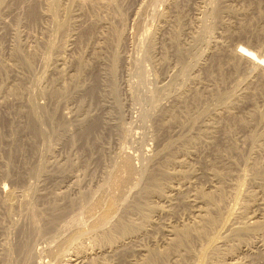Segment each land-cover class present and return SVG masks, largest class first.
I'll use <instances>...</instances> for the list:
<instances>
[{
  "label": "rangeland",
  "instance_id": "obj_1",
  "mask_svg": "<svg viewBox=\"0 0 264 264\" xmlns=\"http://www.w3.org/2000/svg\"><path fill=\"white\" fill-rule=\"evenodd\" d=\"M33 1L36 2L39 8V21L36 26H31L27 23L28 21L25 20L30 0L19 2L20 4L16 3V0H0V187H5L4 185H6L8 188H13L12 190H15L16 194L18 193L17 196H19V199L16 200L15 204L9 205L3 198L4 194L0 193V254L2 255H0V264H5V260H7L6 264H25L26 257L32 251H34V255L30 264H45V262L50 259L47 254L48 248L55 244V241L52 240L55 238L54 236H61L67 232L61 230L63 224H65L69 217L76 214L77 211L84 209L86 205L88 206L89 203L93 202L100 194L103 186L106 185L105 187H108L109 175L111 172L115 171V163L120 159V154L128 153L131 155V161L133 160L132 163L135 165V168L139 173L138 175L136 174L135 178L137 177L139 179V176L141 175V181L139 180L138 187H133V190L131 189L132 191H130L129 194H131V192L132 194L129 195V197H132L137 191V188H142L144 185L143 183H145L144 181H146V170L156 163L154 154H156L161 145L158 136L159 132L157 130V116L162 112L161 107L162 105H170L172 102V96L181 90L182 86L185 87V85H191L194 77L201 80V84L205 87L201 86L202 89L198 90L200 91V97L195 101L197 103H195V108L192 107L193 109H190L191 112L188 110L187 113L179 115V120L186 123V125L189 124L190 117L192 118V116L194 117L199 113L201 114L207 108L210 110L211 107L214 108L216 105L218 106L219 97L225 95L230 96L228 93L231 94L234 91L233 86L235 89L246 75L244 74L243 76V73L240 72L235 73L233 71V66L230 63L223 61L220 63L221 65H214V58L211 59L213 52L211 51L210 46L212 43L216 40L222 41L229 38L227 34L225 35V31L219 24L217 16L215 15V10H217L218 7L221 8L222 5H225L232 9L230 15L232 17L231 19L235 21L237 30L242 31L244 28V31L249 33L253 31L255 33L264 32V0H182L180 2L181 10L177 12L178 14H169L172 16L169 17L170 19L167 22L162 20L161 15L163 12L167 11L168 2L171 0H113L114 4L112 7L101 9L96 8L91 17L82 13L83 11L76 5L75 7L74 5L72 6L70 15H65L67 12H64L62 6L66 0H59V3L62 2V8L57 5L53 10L54 15L52 16V12H49V9H47L49 8L47 0ZM207 12H209L210 15H208L209 13ZM18 16L21 17H19L21 23L18 21L14 22L17 20ZM97 16H100L101 18H98ZM197 16L202 20L200 21ZM53 17L56 18V20L60 19V23L65 21L63 29L66 28L65 30H67L68 33L70 32L69 34L71 35L68 40L70 42L67 44L69 50L66 51L67 53H63L67 61L66 67L64 66L67 75L64 78L65 80L62 78L64 81L61 82L64 84L62 88L63 90H65L67 87L66 85H68V89L66 88L67 94L71 93L69 96L67 95L68 100H60L56 88L52 87V84L47 83L50 80H58L57 70L54 69V66L52 68L50 66L55 64V59L59 55L56 46L64 41L62 33L57 32L52 24ZM240 19L243 20L240 21ZM24 21L27 22L25 23ZM92 21L97 22V24H95L96 31L94 30V34L89 35V33L86 32L90 29ZM205 24L206 28L204 27ZM28 25H30V27ZM201 25L206 29V32H204L206 34H202V36L198 34ZM245 26H247V28H245ZM80 33H85L88 37H83L84 39L82 43L78 45ZM48 34L50 36L52 34V37L54 35L53 39L55 38V40H53V42H55L56 46L51 51L52 53H50V62L48 64L50 67H48V69L50 71L48 72V76L46 75L48 77L47 80L49 79V81L42 82V86L38 83V78L42 76L44 64L38 60V56L40 53H44V48L46 49H44L45 52L48 50ZM261 39L264 42L263 34L261 35ZM14 43H16V45L18 44L21 50L24 51H22L24 57L21 63L17 61L15 55L16 45H13ZM44 45L45 47H43ZM93 46H98V55L93 53ZM72 47L74 48L72 49ZM34 49H36L38 54H35V59H30L28 56V50L32 51ZM177 50L182 52V54H178ZM117 51L119 53H117ZM113 53L118 54L115 61L117 64V73L115 71L116 76H114L110 70L114 61V59H112ZM79 55L85 57L87 65L85 67L86 69L84 68L82 71V75L79 79L80 83H74L69 77L75 72L76 67L74 58ZM52 56L54 60H52ZM118 56H120L121 60ZM181 57L182 60L179 59ZM219 66H221V68ZM96 79L99 80L97 81ZM15 83L16 86H18V83L21 84L18 86L20 87L19 89L18 87L16 88ZM34 83L35 85H33ZM39 86L42 87L39 88ZM255 87L253 86L250 88V92H252L250 95L252 96L247 95L245 96L246 98L242 97L236 100V105L239 108L237 110V115L239 118H243V120L245 117L247 118L244 120L248 122H246L247 126L249 125L246 128H250L252 125L251 128H257V130L250 129L252 132H263L264 111L262 110H264V98L261 96L262 93ZM38 88L43 92H39L40 90ZM14 89L16 90L15 93L13 92ZM113 90H115V92H113ZM203 90H205L207 94ZM33 96L35 98H33ZM91 96L95 98L93 99ZM202 96H205V98ZM228 96L225 97L227 98ZM248 96L250 97L249 101L247 100ZM243 98L246 101H243ZM239 100H241V102H239ZM36 101L39 102L38 104L40 106L44 107L39 108L37 112V114H39L37 117H40L39 119H41V122L43 120V123L41 124L42 126L36 123V119L32 118V110L30 112L31 105L37 103ZM82 101L85 102L83 103ZM253 104H255V106L257 105L256 108L260 112L256 113L254 118H251V112L249 111L253 109ZM81 108H83V110ZM49 117H52L53 121ZM27 122H34V125L36 124L39 127L32 124V128H29L26 125ZM52 122L54 124H52ZM219 122L218 125L221 127V135L218 133V135H216L217 138L215 137L211 144L218 148L221 146L219 149L221 152H224L222 153V156L224 157L223 159L228 158L229 156L228 159H231L232 157V172L235 176L232 175L228 179L225 177V183L227 182L228 184H231L233 181L231 185H236L240 181H237L239 179L237 177L239 176L238 173H242L243 170L246 169V171H248H245V174L247 173L248 176H246V178H248L249 182L245 180V186H243L245 189H243L246 192L251 190L255 191V187H253L250 178L252 175H249L252 174V170L247 161L248 157L251 156L250 144L247 141V133L243 131L238 124L228 123L225 120H220ZM96 125L98 126L96 127L97 129H95V135L92 134L87 138V131L95 128ZM200 125H202V123L200 124V122H198V124L192 126L193 128H189L190 130L188 131H190L191 135L198 134L201 131ZM182 130V128H173V134H171L172 132L170 133V138L174 137V139H176L179 135H184L185 130ZM34 133L35 135H33ZM43 133L45 135H43ZM224 134H227L226 137ZM200 135L202 140H205L202 137V134ZM97 138L99 140H96ZM225 138H228L229 141L225 142L228 140ZM91 140L92 142H90ZM215 141L219 144L218 146ZM86 142H88V144H86ZM213 142H215V144ZM226 143H234L236 151H230L225 148L224 145ZM211 144H209L211 149L207 148L208 146L206 144L205 147H203V142L201 143L202 148L199 146L197 149L194 144L189 145V147L187 145L186 147L189 150L188 157L191 158L190 161L192 166H194L197 174L199 172L198 175L191 177L193 179L191 181L193 184H196V186L199 185V187L205 188L206 190H208V186H210L212 180L206 175L204 162H202V160L199 161V159L200 157L201 159L203 158L202 153L207 150L204 153L207 161L215 162L218 160V158L216 160V157L213 154L214 146ZM187 149L186 151H188ZM238 150H241L239 151V155L237 153ZM192 151L195 154H190ZM180 153L183 154L182 152H179V157H181ZM183 155H185V153ZM40 170L41 172L43 170L44 174H41ZM214 183L215 182L212 184ZM227 187L228 186L226 185V196L229 195V193L231 195V191L234 190L233 188V190H231V187ZM27 188H29V190ZM39 189H42L43 191ZM226 189H229V191ZM23 190H27L26 193L29 192L28 202L30 200L34 204H27L22 200L20 195L24 193ZM36 191L48 192L52 193V195L56 194L58 195V198H51L52 201L49 202L50 205L48 202H43L39 200V198H35L38 196ZM20 192L22 193L20 194ZM34 192L36 194L35 197ZM193 192L194 191L189 192L188 195ZM230 195L225 198L227 201L224 200L223 202L225 205H222V208L225 207V209L223 208L224 210L222 209L223 213L227 212L225 210H228V207L230 208L234 200L233 194ZM93 196H95V198H93ZM81 197L83 200H81ZM75 199L77 200L75 201ZM82 201L84 204L81 203ZM242 201H244L243 198L240 200V203ZM73 202L75 205L72 206L75 208L69 206L73 204ZM54 203L56 206L59 204V207L66 206L67 212L65 211L64 215L57 221L55 229L52 232L53 235L50 233L45 235L47 237H43L44 235L40 234L39 231H33L35 229L31 224L30 215L27 216L28 214H26V212L29 210L28 207L31 206L30 204L35 207L38 205L36 209H39L38 211H40L41 215L42 213L45 215L44 218L43 215L38 217L36 221L37 225L41 227L45 224V219L49 216L48 214H50L49 206L55 205ZM6 209L10 211H7ZM19 209L22 210V212ZM175 212L176 214L171 218L173 223L187 221L191 215L189 207L182 204L176 205ZM82 218H84V220L89 219L85 215ZM166 219L168 218H165V222ZM41 220H44V222ZM158 220H160L159 217ZM161 220L164 221L163 218H161ZM154 234L158 236L159 239L160 237L164 238V235L162 236L159 233ZM147 239L148 238H146V240ZM197 239H193L194 241L196 240L195 243H192L193 240L191 241V246L190 244L187 245L189 251L192 249L194 252L199 253L198 251L202 248V244H206V239H204V242L203 240L201 241V238ZM146 240H144L145 242L143 241L144 245H147L146 242L150 243V239ZM159 242H162V240ZM250 243H252V240H250ZM231 244L234 243L231 242ZM237 244L238 243H235L233 246L236 245L238 250L241 249L240 247L243 246H241L242 243H239L240 246ZM27 246H29V248ZM190 247L192 248L190 249ZM24 248L26 252H24ZM242 248H244V246ZM185 252L188 253L187 251ZM185 252L186 262L183 264H186L187 261H191V263L188 262V264H193L194 260L196 262V257H190ZM241 257H244L248 263L254 261L253 264H264V255L253 258H245L246 256L243 255H241ZM255 258L258 259L255 260Z\"/></svg>",
  "mask_w": 264,
  "mask_h": 264
},
{
  "label": "bare ground",
  "instance_id": "obj_2",
  "mask_svg": "<svg viewBox=\"0 0 264 264\" xmlns=\"http://www.w3.org/2000/svg\"><path fill=\"white\" fill-rule=\"evenodd\" d=\"M181 1L182 0H171L170 2H168L169 4H168L167 11L163 12V14L161 15L162 20L164 22H167L170 19L169 17L172 16L169 14L173 13V15H174L179 10H181V8H180V2ZM19 2H24V0H16V3H19ZM61 3H59V0H47V5L49 7L47 9H49V12H52L51 16L54 15L53 10L55 9V7L57 5L60 8L63 7L64 12L65 11L67 12V14H65L67 16H68V14L69 15L71 14L70 12L72 10V6L74 5V7H75V5H76L77 7H79L80 10L83 11V12L81 11L82 13L87 14V16L91 17V16H93V13H94L96 8L97 9L98 8L99 9L110 8L114 4L113 0H66L64 2V5L62 4L63 6L61 7ZM3 5H4V3H3ZM218 8H217V10H215L216 11L215 15L217 16V20H218L219 24L221 25V27H223V30L225 31V35L227 34L229 38L222 40V41L216 40V41H214V43H212V45L210 46L211 51L213 52V53L211 52L212 53L211 59L214 58V65H219L223 61H225L226 63L232 64L233 71L235 73H237V72L243 73V76L245 74L246 75V76H244L245 78H243V80L241 82H239L238 86L235 87V89L233 86L234 91L233 92L230 91V92H232L231 94L228 93L230 96L225 95V96H228L227 98L225 96L219 97L220 99H218V101H219L218 106L216 105L214 108L211 107L210 110L207 108L206 110H204V112L201 111L202 112L201 114L199 113L198 115H196L194 117L192 116V118L190 117L188 125H186V123H184L183 121L179 120V115L187 113L188 110L190 111V109L192 110L193 109L192 107L195 108V106L197 104L195 101L198 100L200 97V91H198V90L202 89L201 86H204V85L201 84V80H198L194 77L195 80L193 78V82L191 85H187V86L185 85V87L182 86V89L179 90L176 94L172 93V94H174V96H172L171 104L167 105V106L162 105V107H161L162 112L159 116H157V124H158L157 130L159 132L158 136L160 138L161 145H160V148L158 149V151L156 152V154H154V159L156 160V163L153 164L150 168H148V169L146 168L147 170L146 169L145 170L147 172L143 171V172H146V174L142 172L146 176L145 177L146 181H144L145 183H143L144 184L143 187L142 188L140 187L141 189L137 188V191L132 195V197L131 198L129 197V195L132 194V192H131V194H129V192L133 190L132 188L138 187L139 182L141 181L140 180L141 175L139 176V179L137 177L135 178L136 174L138 175L139 173H138L137 169L135 168V165H133V163H132L133 160L131 161V155H129L128 153H126V154L122 153L124 155L120 154L121 155V157L119 156L120 159L115 163L116 164L115 171L111 172V174L109 175L110 177H109L108 187H105L106 185L103 186L101 188L100 194L97 196V198L93 202L89 203L88 206L86 205V207L84 206L85 207V208L83 207L84 209L77 211L76 214L69 217L68 220L65 222V224H63L61 230H64L65 232L66 231L67 232H66V234L64 233L61 236H58V235L54 236L55 238H53L52 240L55 241L54 242L55 244H53V245L51 244L52 245L51 247L48 245L49 248H48L47 254L50 257V259L47 262H45V264H183L184 262H186L185 261V254H184L185 251L188 252V253L185 252L188 256L196 257V262L194 260L193 264H250L251 262L248 263V261L245 260L244 257L242 258L241 255L246 256L245 258H247V257L253 258V257H258L260 255H264V196H263L264 195V165H263V161H264V159H263V157H264V130H263V132H260V131L252 132L250 129H254V128H251L253 126L251 123L250 124L252 126L250 128H246L249 126V125L247 126V124H246L247 121H244L246 117L244 118V120H243V118L241 119L238 117V115H237L238 111L237 110L239 108L236 105V100H238L242 97H245L247 95L252 96V95H250L252 93V92H250V90H251L250 88H252L253 86L254 87L256 86L255 88L258 89L259 92L262 93L261 96L264 98V42L261 39V35L262 34L264 35V32H262V33L256 32L255 33L253 31L254 33L253 32L249 33L247 31H244V28L242 29V31L237 30L236 26H235V21L231 19L232 17L230 15V12H232V9L228 8L225 5H222L221 8H219V9ZM38 9L39 8H38V5L36 4V2H34L33 0H30V4L28 5V9L26 12L27 15L25 17L26 18L25 20H27L28 22L27 21L26 22L29 23L31 26H33V25L36 26V24L39 21V15H38L39 10ZM117 9H119V8H117ZM40 11H41V9H40ZM209 12H207V13H209ZM208 15H210V13ZM19 17L20 16H18L17 20H15L14 22L18 21L19 23H21V19H20L21 17L20 18ZM59 17H61V16H59ZM61 18H63V17H61ZM197 18H198V16H197ZM63 20H65V19H63ZM241 20H243V19H240V21ZM59 21H61V20L60 19L56 20V18L53 17L52 24H53L54 28L57 30V32L62 33V35L64 36V41L60 45L56 46L55 42H53V40H55V38L53 39L54 35L52 37V34H51V36L48 34L49 35V36H47V38L49 37L47 39V41H48L47 44H49L48 50H47V52H45L44 51L45 48H44L43 49L44 53H40V55L38 56V60H40L42 62V64H44V70H43L42 76L41 77L38 76L39 77L38 83L43 86L42 82L49 81V79L47 80V78H48L47 76H48V72L50 71L48 69V67H49L48 64L50 62V53H52L51 51L56 46L57 50L59 51V55L56 54V55H58V57L55 59L56 60L55 64H53L50 67L52 68L54 66V69L57 70L58 80H55V81L50 80L47 83L52 84L53 86L52 85L51 86L56 88V92L60 96L59 97L60 100H64V99L68 100L67 95L69 96V94H71L69 92H68L69 94H67L68 85H66L67 87L65 86L67 89L65 88V90H63L62 88H63L64 84H62L61 82L65 80L64 78L67 75L66 74L67 71H66V69H64V66L66 67L67 61H66V58L64 57L63 53H67L66 51L69 50V47H67L68 46L67 44H68V42H70L68 40L70 39L71 35L69 34L70 32L68 33V31L65 30L66 28L63 29L65 21L63 23L62 22L60 23ZM67 21H68V18H67ZM15 24H17V23H15ZM95 24H97V22L92 21L90 29L88 30L89 32L87 31L86 33H89V35L94 34ZM200 24H201V22H200ZM203 24H204V22H203ZM30 25H28V26L30 27ZM67 25H68V23H67ZM205 26H206V24L204 25V27ZM70 27H72V26H70ZM245 28H247V26H245ZM114 29H116V28H114ZM207 29H209V28H207ZM119 32H121V31H119ZM119 32H117V33H119ZM204 32H206V29H204L203 26L201 25L200 26V32L198 34H200L202 36V34H206ZM57 34H60V33H57ZM86 36L87 35L85 33L79 34L78 45H80L82 43V41L84 39L83 37H86ZM177 36H178V34H177ZM209 36H211V35H209ZM175 39H176V37H175ZM119 40H121V39H119ZM119 40H117V41H119ZM13 45H16V43H14ZM15 47H16L15 48V55L17 57V61L19 63H21V61L24 57L22 54L23 50H21V48L18 44ZM43 47H45V45ZM73 48L74 47H72V49ZM81 48H83V47H81ZM97 48H98V46L97 47L93 46L92 49H93L94 54L99 53L98 52L99 48L98 49ZM118 48H120V47H118ZM118 51H119V49H118ZM118 51H117V53H119ZM117 53L116 54L113 53L112 59H114V61H113L112 67L110 68L111 73H113L114 76H116L115 71L117 70L116 69L117 64L115 63L117 55H118ZM177 53L182 54V52H179L178 50H177ZM35 54L36 55L38 54L36 49H34L32 51L28 50V56L30 59L34 58V56H36ZM110 54H111V51H110ZM53 56H52V60H54ZM97 58H98V56H97ZM118 58L120 59V56H118ZM179 59L182 60V57ZM74 63H75L76 69H75L74 74H71L69 78H71L72 82L77 83V82H79V79L82 75V71L86 67L87 64H86V59L83 55L76 56L74 58ZM203 66H205V65H203ZM219 67L221 68V66H219ZM2 68H3V66H2ZM107 72H109V71H107ZM191 72H193V71H191ZM116 73H117V71H116ZM223 76H221V77H223ZM62 78L64 80H62ZM112 80H115V79H112ZM216 80H217V78H216ZM216 80H214V81H216ZM114 82H116V81H114ZM19 84L20 83H18L17 85L19 86ZM33 85H35V83ZM115 85H117V84H115ZM15 86H16V83H15ZM18 86H16V88ZM42 86H39V88ZM19 88L20 87H18V89ZM83 88H85V87H83ZM115 88H117V87H115ZM255 88H253V89H255ZM15 89H14V91L12 90L14 93L16 91ZM213 90H214V88H213ZM203 91L206 92L205 90H203ZM39 92H43V91L40 90ZM113 92H115V90H113ZM211 92H212V90H211ZM201 94H202V92H201ZM206 94H207V92H206ZM249 96L247 97L248 101L250 98ZM202 97L205 98V96H202ZM33 98H35V97L33 96ZM81 100H82V98H81ZM244 100L245 99L243 98V101ZM85 101H86V99H85ZM239 102H241V100H239ZM252 102H253V100H252ZM38 103L39 102L31 105L30 112L32 110V112H31L32 116H33L32 118L36 119V121H37L36 123H38L40 126H42L41 124L43 123V120L41 122V119H39L40 117L39 118L37 117V115H39V114H37V112H38V109L43 107V106H40ZM117 103H118V100H117ZM256 104H257V102H256ZM252 106H253V109H251V111H249V112H251L250 113L251 115L250 114L249 115L251 118H254V115H256V113H258L260 111H258V109L256 108L257 105L255 106V104H253ZM29 108H30V106H29ZM81 109L83 110V108H81ZM159 110H160V108H159ZM262 111H264V110H262ZM84 112L87 113L86 111H84ZM193 113H194V110H193ZM241 117H242V115H241ZM50 119H52V121H53L52 117ZM62 119H64V118H62ZM88 120H89V118H88ZM220 120L221 121L225 120L228 123L238 124V126H241L240 128H242V130L247 133V137H248L247 141L250 144V150H251V152H250L251 156H249V157L247 156L248 157L247 161L249 163L250 169L252 170V172H251L252 174H249V173L248 174L252 175V177H250V178H251V182L253 184V187H255V191H252V190L247 191V192L244 191L245 188L243 186H245L244 185L245 180L248 181V178H246V176H248V175H247V173L245 174L246 169L243 170L242 173L241 172L238 173L239 176H237V177L239 179L238 180L236 179V180L237 181L240 180V181L236 185H234V184L231 185L233 183L231 178H230L232 181V183L230 182L231 184H228L227 182L225 183V181H226L225 177L228 179L230 176H232L234 174L232 172V165H233V163L231 161L232 157H231V159H228L230 156L228 158L223 159L224 157L222 156V153H224V152H221V150L219 149V148H221V146H219V148H218V147H215V145L211 144L213 139L216 137V135H218V133L220 134V132H221V127H219V125H218L220 123L219 122ZM251 120H253V119H251ZM31 122H32V120H31ZM31 122H29V123L27 122V124H26L27 127L32 128V124L34 125V122L33 123H31ZM81 122H82V120H81ZM198 122H200V124L202 123V125H200L201 131L199 133L202 134V137L205 140H202L201 135L199 133L191 135L190 131H188V130H190L189 128H191L192 126H195L196 124H198ZM52 124H54V123L52 122ZM82 125H83V122H82ZM84 126H86V125H84ZM97 126L98 125H96L95 128H92L91 130L89 129L90 131H87V133H86L87 138H89L90 135L94 134L95 129H97L96 128ZM36 127H39V126L36 125ZM176 127L182 128L183 130H185V134L184 135L182 134L183 136L182 135L181 136L179 135V137L177 136L178 138H176V139H174V137L170 138L171 134H173V132H172L173 128H176ZM255 129L257 130V128H255ZM83 131H84V129H83ZM33 135H35V133ZM43 135H45V134L43 133ZM224 135L226 137L227 134H224ZM225 139H228V138H225ZM92 140H94V139H92ZM92 140L90 142H92ZM96 140H99V139L97 138ZM201 141L204 143L203 147H205V144L208 146L207 148H210L209 144L214 146L213 147V150H214L213 154L215 155L216 160L218 158V160L215 162L207 161L205 159V156H204V153L207 150L204 153H202L203 154L202 159H201V157H200V159L198 158L199 161L202 160V162H204V165L206 167L205 168L206 175L212 180V183L215 182L214 184L210 183V186H208V190H206L205 188L199 187L198 184H197L198 186H196V184H193V182L191 181V180H193L191 177L198 175L199 172L197 174L196 173L197 171L195 170L194 166H192L191 161H190L191 158L188 157L189 150L186 148L187 145L189 147V145H193V144L196 145V148L199 146L201 147V143H202ZM227 141H229V139L226 140L225 142H227ZM215 142H213V143L215 144ZM86 144H88V142H86ZM216 144H217V142H216ZM218 145L219 144H217V146ZM224 146H225V148H227L230 151H236V147L234 146V143H226ZM185 148L188 151H186ZM210 149H208V150H210ZM224 150H226V149H224ZM239 151H241V150L237 151L238 155H239ZM179 152H182L183 154L185 153V155L180 153L181 157H179ZM230 153H232V152H230ZM237 153H234V154H237ZM190 154H195V153H193V151H192V153L190 152ZM238 155H236V156H238ZM151 160H153V159H151ZM155 160H153V161H155ZM40 169H42V168H40ZM45 169H43V170H45ZM43 170H42V172H43ZM236 171H235V173H236ZM40 172H41V170H40ZM42 172H41V174H44V172L43 173ZM33 174H34V172H33ZM38 174H40V173H38ZM40 175H39V177H40ZM35 176H36V173H35ZM43 177H45V176H43ZM226 185L228 187H231L230 188L231 190L234 189L233 191H231L232 192L231 195L233 194L234 200H233L230 208L228 207V210H225L227 212L223 213L222 209L223 208L225 209V207L222 208V205H224L223 202H224V200H226L225 198H227V196L230 195V193H229V195L226 196V191H225ZM4 186L5 187H0V193L4 194L3 195L4 200L9 205L15 204L16 200L19 199V196H17L18 193L16 194V191L12 190L13 188L11 189V188L6 187V185H4ZM27 189L29 190V188H27ZM39 190H42V189H39ZM226 190L229 191V189H226ZM26 191H24V193L22 195H20L22 200L24 202H26L27 204L28 203L34 204L30 200L28 202V193L29 192L26 193ZM42 191H40V192L36 191V193L38 195L37 197H35L36 194L34 192V197L39 198V200H41L43 202H48V203L52 201L51 198H54V199L58 198V195H56V194L52 195V193H48V192L46 193V192H42ZM191 191H194V192L191 193L190 195H188V193ZM22 192H20V194ZM261 193H263V194H261ZM93 198H95V196H93ZM242 198L244 201H242L240 203V200ZM156 199H158V200H156ZM76 200L77 199H75V201ZM79 200H78V202H79ZM81 200H83L82 197H81ZM55 203H56V200H55ZM81 203H83V201ZM32 204H30L31 206L28 205L29 210L27 211L28 213L26 212V214H28L27 216L30 215L31 224L35 229V230H33V229L32 230L36 231V232L39 231L40 234L44 235L43 237H47L45 235L50 234V233L53 235L52 232L55 229L57 221L60 219V217H62L64 215L65 211L67 212V210H66L67 207L66 206L65 207L64 206L59 207V204L57 206H56V204L53 206H49L50 214H48L49 216L46 217L45 224L42 223L43 225L41 227H39V225H37L36 221H37L38 217L43 215V213L41 215L40 211H38L39 209L38 208L36 209V207H38V205L35 207ZM177 204H182V205L189 207L191 215L189 216V219L187 221H179L177 223H173L171 221L172 220L171 218L174 217V215L176 214L175 207ZM72 205H75V203L73 202V204H71L69 206H72ZM43 206H44V204H43ZM45 206H46V204H45ZM73 208H75V207H73ZM7 211H10V210H7ZM20 211L22 212V210H20ZM84 215L87 216V218H89V219H87L88 221L84 220V218H82ZM44 216L45 215H43V218H44ZM158 217L160 218V220H161V218H163L164 221L158 220ZM165 218H168V219H166V222H165ZM40 219H42V218H40ZM42 222H44V220ZM154 233H159L162 236L164 235V238L160 237V239H159L158 236H156ZM146 238L150 239V243L146 242L147 245H144L143 241L146 240ZM194 238H196V239L201 238V241L203 240V242H204V239L207 240L206 244L203 243L204 245L202 244V248L200 247L201 249H200V251H198L199 253L194 252V250L191 249L192 247H190V249L192 251L191 250L189 251V249L187 248V245L190 244V246H191V241ZM249 238H250V240H252V243L255 240L253 244L250 243ZM6 239H7V237H6ZM160 240H162V242H159ZM199 241H200V239H199ZM199 241H198V243H199ZM195 242H196V240L192 241V243H195ZM231 242L234 244L238 243L237 245H239V246H240L239 243H242L241 246L243 245L244 248H242L243 246L240 247L241 249H239L240 250V252H239L238 248H236V245L233 246L234 244H231ZM51 243H53V242H51ZM48 246H46V247H48ZM23 247H25V246H23ZM27 247L29 248V246H27ZM6 250H7V248H6ZM24 250H25V248H24ZM24 252H26V250ZM33 252L34 251H32L26 257V259H25L26 263L25 264L31 263L30 261L34 255ZM21 254H22V252H21ZM256 259H258V258H255V260ZM186 260H187V258H186ZM5 261L7 263V260H5ZM188 262L191 263V261H187L186 264H188ZM253 263H254V261H252L251 264H253ZM41 264H43V263H41Z\"/></svg>",
  "mask_w": 264,
  "mask_h": 264
}]
</instances>
